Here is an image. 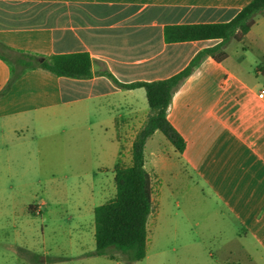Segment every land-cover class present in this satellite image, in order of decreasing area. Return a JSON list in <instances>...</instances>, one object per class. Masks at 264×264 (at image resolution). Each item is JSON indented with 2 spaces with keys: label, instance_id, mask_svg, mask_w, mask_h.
I'll use <instances>...</instances> for the list:
<instances>
[{
  "label": "crops",
  "instance_id": "obj_1",
  "mask_svg": "<svg viewBox=\"0 0 264 264\" xmlns=\"http://www.w3.org/2000/svg\"><path fill=\"white\" fill-rule=\"evenodd\" d=\"M252 1L0 0L1 44L44 58L85 52L99 62L90 79L34 69L8 87L11 68L0 56V170L7 178L1 183L8 189L40 185L41 153L49 168L59 161L76 165L90 156L96 136L101 142L99 167H112L116 174L129 153L132 156L150 107L144 88H120L97 72L106 69L124 84L168 79L221 40L170 44L165 40L167 26L229 22ZM227 50L226 61L207 57L174 94L168 120L186 148L180 153L171 145L233 222L232 229L217 232V238L225 239L217 250L222 255L210 253L205 259L210 257L212 264H264V90L255 92L258 100L236 103L204 102L188 90L196 78L204 89L207 77L222 74L220 88L225 93L231 79L239 92L256 91L248 87V79L264 81V15ZM48 125L58 133L44 135L42 144L36 143L38 129ZM33 221L29 218L25 225ZM31 236L18 232L19 245L4 264H63L57 258L37 260ZM94 251L83 255L96 258L90 256Z\"/></svg>",
  "mask_w": 264,
  "mask_h": 264
},
{
  "label": "rangeland",
  "instance_id": "obj_2",
  "mask_svg": "<svg viewBox=\"0 0 264 264\" xmlns=\"http://www.w3.org/2000/svg\"><path fill=\"white\" fill-rule=\"evenodd\" d=\"M218 76L207 77L204 89L198 87L200 78H196L188 90L195 91L201 101L216 103L255 101L258 100L255 92L264 90V81L253 76L248 79V87H255L256 91L245 88L239 92L238 83L231 79L230 91L225 93L220 88L223 76ZM51 128L52 125L39 128L36 143L42 144L44 135L57 132ZM99 143L97 136L92 138L90 156L76 165L65 166L59 161L49 168L45 154L41 153L38 162L43 167V182L30 189L6 188L1 182L7 178L0 170L3 185L0 186V264L14 256L13 249L19 245L18 232H30L34 236L29 242L37 252V260L57 258L63 264H212V259L204 256L222 255L218 256L217 250L225 239L217 238V232L232 229V219L216 204L217 200L203 186L195 169L186 165L173 152L170 141L158 132L149 139L145 150L155 208L149 218L146 258L128 263V258L116 251L112 255L121 259L120 263L106 256H84L96 250L95 209L116 196L114 168L108 170L98 164ZM132 158L129 153L125 166L131 164ZM29 218L34 220L32 227L25 225Z\"/></svg>",
  "mask_w": 264,
  "mask_h": 264
},
{
  "label": "trees",
  "instance_id": "obj_3",
  "mask_svg": "<svg viewBox=\"0 0 264 264\" xmlns=\"http://www.w3.org/2000/svg\"><path fill=\"white\" fill-rule=\"evenodd\" d=\"M261 15H264V0H254L229 22L167 26L165 40L170 44L221 40L218 45L199 52L184 70L168 79L124 84L106 69L97 72L98 75L112 79L120 88H144L150 114L134 141L132 164L117 167L115 198L95 209L96 250L90 256L115 259L112 253L116 251L124 254L128 263L140 262L146 258L149 218L155 209L152 178L146 168V144L156 132H161L178 152L185 150L184 138L168 120V110L174 94L207 57L218 63L226 61L229 57V44L233 41L241 42ZM0 56L11 68L8 87L27 71L34 69H44L58 77L90 79L94 76V64L99 63L85 52L44 58L12 50L1 43Z\"/></svg>",
  "mask_w": 264,
  "mask_h": 264
},
{
  "label": "built area",
  "instance_id": "obj_4",
  "mask_svg": "<svg viewBox=\"0 0 264 264\" xmlns=\"http://www.w3.org/2000/svg\"><path fill=\"white\" fill-rule=\"evenodd\" d=\"M261 97H263V95H261Z\"/></svg>",
  "mask_w": 264,
  "mask_h": 264
}]
</instances>
